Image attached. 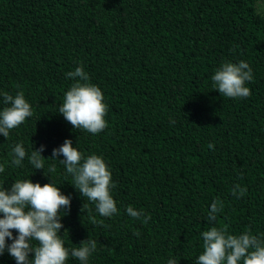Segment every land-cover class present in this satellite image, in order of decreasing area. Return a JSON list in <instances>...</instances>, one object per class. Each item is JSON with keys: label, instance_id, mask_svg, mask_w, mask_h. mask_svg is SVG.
Wrapping results in <instances>:
<instances>
[{"label": "trees", "instance_id": "trees-1", "mask_svg": "<svg viewBox=\"0 0 264 264\" xmlns=\"http://www.w3.org/2000/svg\"><path fill=\"white\" fill-rule=\"evenodd\" d=\"M240 61L253 71L251 95L225 97L211 77ZM80 66L107 105L98 134L58 112L76 82L66 74ZM18 92L33 116L0 134V186L30 179L70 196L59 235L69 251L96 240L88 264H196L213 226L264 239V0H0V110L3 94ZM65 140L103 157L117 214L101 217L49 159ZM17 143L29 155L43 145L44 169L27 157L12 164ZM236 185L247 192L233 195ZM216 200L223 211L210 223ZM129 205L151 219L130 217ZM0 264L16 261L5 251ZM66 264L80 261L69 255Z\"/></svg>", "mask_w": 264, "mask_h": 264}, {"label": "clouds", "instance_id": "clouds-1", "mask_svg": "<svg viewBox=\"0 0 264 264\" xmlns=\"http://www.w3.org/2000/svg\"><path fill=\"white\" fill-rule=\"evenodd\" d=\"M66 75L76 82L65 93L63 103L58 109L59 114L73 128H83L92 134L102 132L107 127L104 119L107 105L103 103L101 89L90 82L83 66ZM211 80L213 87L225 97L247 98L251 91L245 84L253 80V71L244 61L225 62L215 71ZM3 104L6 106L0 110V134L7 138L10 130L33 116V110L23 92H18L15 96L4 93ZM208 147L214 149L212 144ZM44 150L45 147L41 145L29 155L23 144L17 143L10 153L11 163L20 167L27 157L36 170H43L46 159L41 153ZM60 156L64 159L58 160ZM49 159L64 165L66 173L72 176L74 188L81 196L94 203L95 211L101 217L107 218L118 213L116 202L110 194V190L116 185L111 182V172L103 157L95 154L85 157L72 146L71 140H65L59 148L53 149ZM55 171V165L48 168L50 173ZM4 172L5 167L0 165V173ZM237 191L242 196L247 189L236 185L233 195H236ZM86 207L83 205L81 211ZM70 210L71 197L62 194L60 188L53 183L41 186L27 179L14 181L10 188L0 186V214L3 217L0 218V255L7 251L16 264H66L69 255L78 259L80 264H88L90 256L97 249V241L88 238L69 251L59 235L64 227L60 221ZM125 211L137 220L143 216V223L151 219L150 215L144 216L143 209L137 211L131 205ZM222 211V201H214L208 213V221L215 222L217 214ZM89 219L91 223L103 226V220L92 216L91 210ZM11 230L16 231L15 237ZM134 234L139 236V232ZM201 235L203 253L199 255L196 264H264V239L253 235L250 230L240 235H232L213 226ZM6 240L12 242L6 244ZM32 254L34 256L30 258ZM167 264H178V261L172 258Z\"/></svg>", "mask_w": 264, "mask_h": 264}]
</instances>
